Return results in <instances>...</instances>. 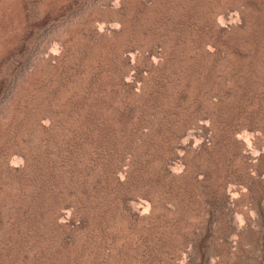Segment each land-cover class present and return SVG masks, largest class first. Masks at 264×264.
Wrapping results in <instances>:
<instances>
[{
	"label": "rangeland",
	"instance_id": "374dc122",
	"mask_svg": "<svg viewBox=\"0 0 264 264\" xmlns=\"http://www.w3.org/2000/svg\"><path fill=\"white\" fill-rule=\"evenodd\" d=\"M0 264H264V0H0Z\"/></svg>",
	"mask_w": 264,
	"mask_h": 264
}]
</instances>
